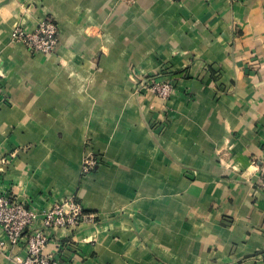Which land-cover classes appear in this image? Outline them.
<instances>
[{
    "label": "crops",
    "instance_id": "obj_1",
    "mask_svg": "<svg viewBox=\"0 0 264 264\" xmlns=\"http://www.w3.org/2000/svg\"><path fill=\"white\" fill-rule=\"evenodd\" d=\"M42 19L53 54L11 41ZM263 166L264 0H0V194L83 206L59 264H264Z\"/></svg>",
    "mask_w": 264,
    "mask_h": 264
},
{
    "label": "built area",
    "instance_id": "obj_2",
    "mask_svg": "<svg viewBox=\"0 0 264 264\" xmlns=\"http://www.w3.org/2000/svg\"><path fill=\"white\" fill-rule=\"evenodd\" d=\"M10 39L21 44L31 53L53 54L59 44V30L51 19L39 20L33 29L16 25ZM143 86L155 96L169 100L174 94V84L168 79L146 78ZM97 166V158L88 153L82 163V175L90 174ZM260 187L264 193V166L261 170ZM85 219L83 206L73 199L54 202L49 208L36 210L8 194H0V228L7 241H0V253L10 246H23L26 256L17 264H59L47 254L51 233L61 229L76 230Z\"/></svg>",
    "mask_w": 264,
    "mask_h": 264
}]
</instances>
